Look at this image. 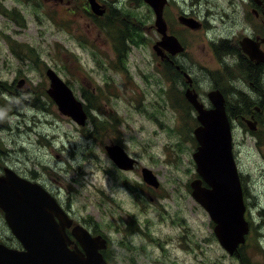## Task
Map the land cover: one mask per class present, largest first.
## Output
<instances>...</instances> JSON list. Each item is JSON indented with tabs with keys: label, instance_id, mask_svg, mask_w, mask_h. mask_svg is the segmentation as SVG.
<instances>
[{
	"label": "rangeland",
	"instance_id": "1",
	"mask_svg": "<svg viewBox=\"0 0 264 264\" xmlns=\"http://www.w3.org/2000/svg\"><path fill=\"white\" fill-rule=\"evenodd\" d=\"M100 1L103 15L88 0H0V176L9 169L42 184L74 224L106 240L110 264H264V64L254 66L239 43L264 35L256 1L169 0L165 10L186 48L174 59L200 99L210 108L209 91L226 97L251 229L233 253L191 193L199 121L185 81L153 48L160 34L152 7ZM182 14L202 27L184 26ZM49 67L84 102L86 125L47 93ZM252 115L257 130L243 120ZM111 143L138 165L120 170L106 153ZM143 167L158 187L144 181ZM0 238L21 249L1 209Z\"/></svg>",
	"mask_w": 264,
	"mask_h": 264
},
{
	"label": "water",
	"instance_id": "2",
	"mask_svg": "<svg viewBox=\"0 0 264 264\" xmlns=\"http://www.w3.org/2000/svg\"><path fill=\"white\" fill-rule=\"evenodd\" d=\"M88 1L94 13L103 15L104 9L96 0ZM144 1L153 8L155 27L161 35L153 45L157 54L164 58L167 55L165 51L171 55L184 52L185 46L180 39L168 32L164 16L168 0ZM179 21L191 29L202 27L201 22L191 16L180 15ZM262 43L264 37L254 39L245 36L240 40L241 49L255 63H264ZM46 74L50 80L47 93L59 111L84 126L88 120L84 103L53 68L49 67ZM185 75L189 84L185 96L197 111L200 122L194 129L198 146L193 158L199 178L191 181L192 196L216 223L214 231L220 244L233 253L245 242L249 224L245 219L242 183L233 154L232 125L226 110V98L220 89L211 90L208 96L213 107L206 108L192 87L190 74L185 72ZM23 84L24 79L20 80L19 87ZM245 121L252 130L257 129L254 116ZM105 149L122 170H131L138 162L120 144H107ZM142 175L149 185L159 186L157 176L150 168H142ZM0 209L22 246L21 249L12 248L0 241V264H109L101 253L107 247L105 239L92 236L87 229L78 225L73 227L72 234L81 248L74 245L75 248L71 249L69 245L74 240L67 234L66 228L71 227L73 220L40 184L9 169H6V175L0 176Z\"/></svg>",
	"mask_w": 264,
	"mask_h": 264
},
{
	"label": "flooded vegetation",
	"instance_id": "3",
	"mask_svg": "<svg viewBox=\"0 0 264 264\" xmlns=\"http://www.w3.org/2000/svg\"><path fill=\"white\" fill-rule=\"evenodd\" d=\"M99 3L101 2L100 0H98ZM257 5H258V8H255L253 9V12L255 14L256 17H260L262 16V22L264 24V0H255ZM260 1V2H258ZM260 3V4H259ZM168 4H169V0L167 1V4L165 5V8H164V16H165V10L166 8L168 7ZM105 7V6H104ZM107 11V9H106ZM166 19V18H165ZM167 21V20H166ZM168 29H169V33L170 32V27H169V24H168ZM249 36V35H247ZM254 39H257V37H264V35H256V36H250ZM264 45V43H262V46ZM167 55H165V57H161V60L163 61V63L169 67H174V69L176 70V72L180 75V77L185 81V84H186V89L187 87L189 86V84L187 83V76L185 75V72L189 73L185 68L184 66H182L181 64L179 63H176L175 59L178 55L182 54H178V55H171L169 52L165 51ZM157 53V52H156ZM184 53V52H183ZM251 61V60H250ZM254 63V66H258L259 64H264V63H255L254 61H252ZM190 74V73H189ZM191 78L193 79V84H192V87L194 88V90L196 91V88L194 87V78L192 77V75L190 74ZM20 81L18 82V85H19ZM24 84H25V79H24ZM23 84V86H24ZM185 94V93H184ZM67 232L69 233V235H72V232L70 229H67ZM245 243H241L238 248L236 250H238L242 245H244Z\"/></svg>",
	"mask_w": 264,
	"mask_h": 264
},
{
	"label": "trees",
	"instance_id": "4",
	"mask_svg": "<svg viewBox=\"0 0 264 264\" xmlns=\"http://www.w3.org/2000/svg\"><path fill=\"white\" fill-rule=\"evenodd\" d=\"M129 18V17H128ZM13 107H14V111H17L18 108H17V105L16 104H11Z\"/></svg>",
	"mask_w": 264,
	"mask_h": 264
},
{
	"label": "bare ground",
	"instance_id": "5",
	"mask_svg": "<svg viewBox=\"0 0 264 264\" xmlns=\"http://www.w3.org/2000/svg\"><path fill=\"white\" fill-rule=\"evenodd\" d=\"M167 24H168V22H167ZM168 32H169V29H168ZM170 34H172V33H170ZM158 40H160V39H158ZM158 40H157V41H158ZM157 41H156V42H157ZM156 42H155V43H156ZM185 50H186V48H185Z\"/></svg>",
	"mask_w": 264,
	"mask_h": 264
}]
</instances>
